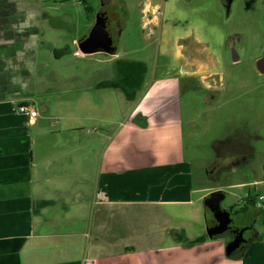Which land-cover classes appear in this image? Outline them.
<instances>
[{"label":"rangeland","instance_id":"1","mask_svg":"<svg viewBox=\"0 0 264 264\" xmlns=\"http://www.w3.org/2000/svg\"><path fill=\"white\" fill-rule=\"evenodd\" d=\"M3 1L0 8H22L17 11V17L24 21L12 26L16 35L35 39L29 85L31 91H44L41 105H53L57 110L58 104H75L77 109L85 104H97L102 110H95L97 117L113 121L108 130L115 132L118 128L119 140L132 142L120 143V154L129 153L127 149H131L136 155L142 151L139 141L156 135L148 132L150 122L139 123V118L131 116L143 113L141 99L146 97L154 117L151 122H160L169 115L181 116L182 145L189 164L185 171L189 172L190 167L196 174L192 188L197 193L192 200L200 211L204 209L206 197L214 192L225 194L222 210L235 208L237 211L244 207L248 194L264 196V75L256 69L257 60L264 55V0H237L230 11L222 5V0H111L115 55L102 52L84 55L78 49V44L89 35L96 22L97 0L89 2L94 8L92 13L78 0H5V4ZM192 56L208 68L206 72L211 76L207 83L212 89L206 88L200 76L182 74L183 69L194 67ZM236 58L239 61H235ZM118 59L145 62L149 67L145 88L134 102L127 101L119 89L98 87L114 78V63ZM71 115L74 119L78 113ZM52 116L54 122H58L57 115ZM135 126L144 133L127 129ZM223 142H229V147L249 142L256 154L252 165L247 169L231 165L220 153L227 145ZM147 170L158 173L165 167L151 165L141 174L131 171L135 174L127 177L129 181L135 179L133 190H124L120 185L118 199L160 197L164 183L149 186L153 176L147 178ZM253 170L256 173L253 174ZM119 178L121 183L124 177L120 174ZM255 179L256 186H243L246 181ZM149 209L151 211L139 210L138 219L142 218L143 223L150 216L145 211L153 213L155 208ZM162 209L179 214L186 208L167 206ZM248 214L233 217L232 224L252 220L254 215ZM195 219L198 225L190 232L200 234L203 214L200 212ZM175 226L178 230L187 228L178 220ZM255 229L264 239L263 209ZM205 243L211 245L206 252L211 264H241V260L225 255L221 239H209ZM196 258L197 251L189 252L183 256L182 264H197Z\"/></svg>","mask_w":264,"mask_h":264},{"label":"crops","instance_id":"2","mask_svg":"<svg viewBox=\"0 0 264 264\" xmlns=\"http://www.w3.org/2000/svg\"><path fill=\"white\" fill-rule=\"evenodd\" d=\"M20 10L0 8V264H182L193 251L197 264H211L209 243L186 249L176 240L183 233L190 240L205 235L209 223L204 203L200 211L192 200L197 177L190 167L185 171L181 116L151 122L152 110L142 98L143 113L131 116L150 122L148 132L156 135L142 137L136 155L131 149L121 155L120 143L132 142L120 141L118 128L108 130L113 121L97 117V104H58L57 110L41 105L44 91L29 85L35 39L21 38L12 28L22 20ZM23 105L38 117L21 113ZM135 127L127 129L144 133ZM157 164L165 170H147L146 176H153L149 186L164 183L160 197L118 199L120 185L133 190L131 171L141 174ZM256 184L255 179L243 186ZM167 206L186 209L173 214L163 211ZM140 208H155L143 210L150 215L144 223ZM200 212L203 232L194 234ZM177 220L187 228L178 230Z\"/></svg>","mask_w":264,"mask_h":264},{"label":"flooded vegetation","instance_id":"3","mask_svg":"<svg viewBox=\"0 0 264 264\" xmlns=\"http://www.w3.org/2000/svg\"><path fill=\"white\" fill-rule=\"evenodd\" d=\"M99 2V7L98 11L96 13V16L99 15H104L105 18V23H106V32H108L109 36L111 37V18L114 15L111 8H110V3L111 0H97ZM237 0H222V5L228 10H231V7L234 5V3ZM114 46V42H113ZM115 47V46H114ZM264 55L261 57L263 58ZM259 58L257 62L261 59ZM239 58H236L235 61H237ZM191 61H193L194 67L187 68L185 73H182L183 75H190V76H200L201 80L207 84L206 88H213L212 85L208 84L207 81L209 80L210 76L206 71V67L204 66L203 62H200L199 59H196L195 57H191ZM239 61V60H238ZM257 62H256V69H257ZM257 71L262 74L258 69ZM243 138V137H242ZM245 140V138H243ZM249 143V142H248ZM248 143L245 142V145L241 146L239 145H233L232 147H229V142H227L225 149L223 151H220L222 154L223 158L229 159L231 165H238V167H247L252 165L256 154L254 155L253 150L251 149L248 145ZM226 154V155H225ZM235 167V166H233ZM233 169V168H231ZM256 173L255 170H253V174ZM255 206L250 208V211L248 213H252L254 215V218L250 221H246L245 223L241 224H236L233 225V217L235 216H240L241 217H246L249 215L248 213H243L241 214L240 210H225L226 212H229L231 215V223L228 226L227 230L222 233L219 236H215L213 238H209L211 240H216V239H221L224 243V249H225V255L228 256L231 259L238 260L239 258L244 257L245 253L249 249V247L256 243L258 238L260 237L258 232L255 229V224L257 222V219L262 211L261 208L257 206V202H255ZM207 214L209 216V223L208 227L206 230V234L208 235V229L217 227L219 225L217 219L214 217V215L206 208ZM251 217V216H250ZM229 247H231V250L229 251Z\"/></svg>","mask_w":264,"mask_h":264},{"label":"trees","instance_id":"4","mask_svg":"<svg viewBox=\"0 0 264 264\" xmlns=\"http://www.w3.org/2000/svg\"><path fill=\"white\" fill-rule=\"evenodd\" d=\"M78 1L80 4L85 6V9L88 13L94 12V8L89 5L90 0ZM19 46L23 48L25 47L24 44H19ZM114 70V78L112 80L100 83L98 87L104 89H119L123 92L127 101H136L138 99V95L145 88L146 77L149 72L147 63L118 59L114 63ZM24 73L26 74L27 71ZM260 196L257 194H248V197L245 200V206L239 209L241 211L240 213L246 214L247 212H249L250 208L255 206V202L258 201ZM230 210H235V208H231ZM176 240L185 248H192L204 244L209 240V237L207 234H205L203 236L190 240L185 235V233H183L182 235L176 236ZM238 260H241L243 264H264V239L262 237H259L257 242L249 247L244 257L239 258Z\"/></svg>","mask_w":264,"mask_h":264},{"label":"water","instance_id":"5","mask_svg":"<svg viewBox=\"0 0 264 264\" xmlns=\"http://www.w3.org/2000/svg\"><path fill=\"white\" fill-rule=\"evenodd\" d=\"M106 23L104 15L96 17V22L89 35L80 41L78 44L79 51L84 55H92L95 53H105L115 55L116 47L113 46V39L106 32ZM150 31L148 30V33ZM257 69L264 74V57L257 62ZM187 72L186 69L182 73ZM225 199V194L222 192H214L204 200L205 207L214 215L219 225L208 229V237L213 238L224 233L231 223V215L229 212L221 209V203ZM231 247H229V251Z\"/></svg>","mask_w":264,"mask_h":264},{"label":"built area","instance_id":"6","mask_svg":"<svg viewBox=\"0 0 264 264\" xmlns=\"http://www.w3.org/2000/svg\"><path fill=\"white\" fill-rule=\"evenodd\" d=\"M19 111L21 113H25V114H28L30 120H34L35 118L38 117V111L33 109L31 106H26V105H23L19 108ZM257 206L261 209L264 210V196L261 195L257 201Z\"/></svg>","mask_w":264,"mask_h":264}]
</instances>
